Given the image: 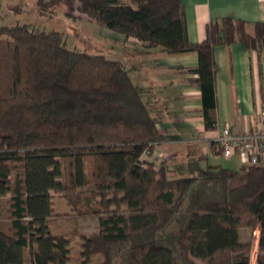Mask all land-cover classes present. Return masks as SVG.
Masks as SVG:
<instances>
[{
	"label": "trees",
	"instance_id": "1",
	"mask_svg": "<svg viewBox=\"0 0 264 264\" xmlns=\"http://www.w3.org/2000/svg\"><path fill=\"white\" fill-rule=\"evenodd\" d=\"M101 27L138 40L145 50L196 52L188 72L200 90L205 126L214 125V47L238 41L264 51V22L210 20L204 40H188L182 0H35L41 11L65 7ZM2 15L0 14V20ZM162 139L124 65L65 46L62 32L0 23V264H250L251 240L239 229L259 227L256 264H264V168L208 166L175 177L161 161H142ZM89 187V189H86ZM70 204L71 228L55 231L51 196ZM79 217L98 227L79 231ZM69 218V217H67Z\"/></svg>",
	"mask_w": 264,
	"mask_h": 264
},
{
	"label": "crops",
	"instance_id": "2",
	"mask_svg": "<svg viewBox=\"0 0 264 264\" xmlns=\"http://www.w3.org/2000/svg\"><path fill=\"white\" fill-rule=\"evenodd\" d=\"M182 2L187 37L192 43L204 40L206 26L213 19L244 20L250 33L256 22H264V0ZM99 27L100 33L122 45L121 53L131 45L124 61H121V54L116 60L124 65L162 135L149 152L142 154V161L155 166L164 161L175 177L197 176L208 166L237 169L242 165L236 154L225 157L219 152L216 137L224 126L237 133L264 130V119L260 117L264 112V51L246 49L238 41L214 47L215 123L208 128L202 113L200 90L191 82L197 74L187 71L198 63L196 52L166 53L159 47L145 50L135 38H125ZM97 54L100 53L97 51ZM260 165L264 168V158ZM254 230L259 240V227L240 228V240H251ZM257 252L258 244L255 257Z\"/></svg>",
	"mask_w": 264,
	"mask_h": 264
},
{
	"label": "rangeland",
	"instance_id": "3",
	"mask_svg": "<svg viewBox=\"0 0 264 264\" xmlns=\"http://www.w3.org/2000/svg\"><path fill=\"white\" fill-rule=\"evenodd\" d=\"M78 1L72 3V12L67 14L65 7H57L49 11H41L35 4L34 0H0V14L2 18L1 24L13 25L17 22L29 24L34 31H51L57 30L62 32L64 36L65 46L76 51H84L88 53L104 54L106 58L116 60L121 54V61H124L125 53L131 48L119 51L121 44L116 40L100 33L99 25L81 13L78 9ZM119 52V53H118ZM135 58V55H133ZM120 59V58H119ZM131 69V68H130ZM134 73V72H133ZM86 189H89L87 187ZM51 209L55 214V223L50 226L55 231H67L72 226L71 217L73 210L68 201L59 193L53 192L51 196ZM69 217V218H67ZM9 223L8 218V195L0 198V226L6 229ZM79 231L81 233L90 234L95 232L98 227V220L93 217H79ZM256 230L251 237V258L250 264H256L254 252L257 247L258 237ZM79 235L71 242V261L79 264ZM253 250V252H252ZM24 264H29L28 248H24Z\"/></svg>",
	"mask_w": 264,
	"mask_h": 264
},
{
	"label": "built area",
	"instance_id": "4",
	"mask_svg": "<svg viewBox=\"0 0 264 264\" xmlns=\"http://www.w3.org/2000/svg\"><path fill=\"white\" fill-rule=\"evenodd\" d=\"M260 117L264 119V112ZM216 146L225 157L236 154L244 164H260L264 158V130L237 133L224 126L216 137Z\"/></svg>",
	"mask_w": 264,
	"mask_h": 264
}]
</instances>
